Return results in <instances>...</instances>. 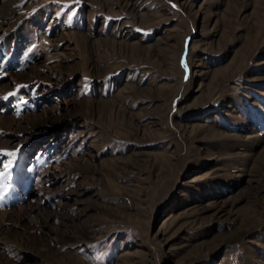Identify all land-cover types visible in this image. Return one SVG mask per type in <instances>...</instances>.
<instances>
[{
    "label": "rangeland",
    "instance_id": "rangeland-1",
    "mask_svg": "<svg viewBox=\"0 0 264 264\" xmlns=\"http://www.w3.org/2000/svg\"><path fill=\"white\" fill-rule=\"evenodd\" d=\"M0 173V264H264V0H0Z\"/></svg>",
    "mask_w": 264,
    "mask_h": 264
},
{
    "label": "snow or ice",
    "instance_id": "snow-or-ice-1",
    "mask_svg": "<svg viewBox=\"0 0 264 264\" xmlns=\"http://www.w3.org/2000/svg\"><path fill=\"white\" fill-rule=\"evenodd\" d=\"M11 95V94H10ZM9 155H12V154H9ZM7 167V166H6ZM4 175V173H0V176H3Z\"/></svg>",
    "mask_w": 264,
    "mask_h": 264
}]
</instances>
